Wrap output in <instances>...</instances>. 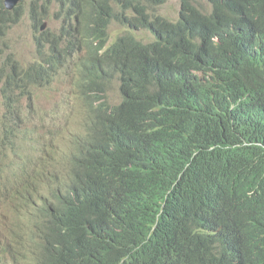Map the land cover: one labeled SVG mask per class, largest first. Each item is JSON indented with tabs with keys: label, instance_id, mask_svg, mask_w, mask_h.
<instances>
[{
	"label": "trees",
	"instance_id": "obj_1",
	"mask_svg": "<svg viewBox=\"0 0 264 264\" xmlns=\"http://www.w3.org/2000/svg\"><path fill=\"white\" fill-rule=\"evenodd\" d=\"M21 3L7 11L0 0L1 39L28 16L36 44L70 48L80 33L100 34L118 7L130 27L152 32L160 45L142 100L129 92L102 101L97 70L76 80L84 134L72 138L66 180L41 155L33 173L18 163L16 180L1 185L16 211L2 256L10 264H264V0L252 1L255 17L233 32L219 19L200 21L193 9L166 21L144 0ZM46 17L58 23L39 32ZM43 56L5 61L0 88L22 97L49 84ZM206 66L215 68L212 94L199 85ZM4 100L0 130L17 160L10 147L19 100ZM67 100L61 106L71 114L79 101Z\"/></svg>",
	"mask_w": 264,
	"mask_h": 264
},
{
	"label": "rangeland",
	"instance_id": "obj_2",
	"mask_svg": "<svg viewBox=\"0 0 264 264\" xmlns=\"http://www.w3.org/2000/svg\"><path fill=\"white\" fill-rule=\"evenodd\" d=\"M21 4L26 9L30 6L31 0H24ZM160 12L169 19H175L177 3L168 2L160 9ZM42 22H46L47 27H50L58 23V20L54 17H46L41 20ZM122 30L115 24L110 27L112 35ZM138 36L144 41L151 38L147 32H140ZM33 38V29L28 16H24L17 24L9 27L6 30V37L0 38V67H4V62L11 61L13 58L25 65L38 61L41 51L46 55L48 42L44 40L38 45ZM64 72H66L64 69L58 70L49 84L32 87L30 92L22 97H19L18 90L15 88L5 91L0 88V119L7 113L4 95L12 94L19 100L17 103L19 115L15 120L19 131L17 136L12 138L10 148L20 154L21 157L18 160L22 169L33 173L39 162L38 156L41 155L50 163L51 172L56 179L60 180V183L66 180L63 167L66 165V155L71 153V148H74L72 138L84 132L82 124L85 112L78 97L80 92L76 87L77 78ZM112 97L114 96L110 99H114ZM67 99L72 102L79 101V107L73 109L71 114L61 106L64 101H68ZM3 140V132L0 130V245L5 243V236L9 234L10 223L15 219L16 212L7 205L9 204L8 197L3 195L6 191L5 188H1V185L2 182H6V178L9 184L16 180L14 170L18 167L17 161L14 160L17 156L11 149H8V145ZM5 165L6 168H4ZM34 210H37V207H34ZM1 247L0 264H8L9 258L7 255L2 256Z\"/></svg>",
	"mask_w": 264,
	"mask_h": 264
},
{
	"label": "clouds",
	"instance_id": "obj_3",
	"mask_svg": "<svg viewBox=\"0 0 264 264\" xmlns=\"http://www.w3.org/2000/svg\"><path fill=\"white\" fill-rule=\"evenodd\" d=\"M170 1L177 3V13L173 20L160 12V9ZM252 1L144 0V3L149 11L155 12L162 19L172 23L183 20L188 9H193L200 21L219 19L225 29L233 32L236 26L248 22L255 17V9ZM112 24L117 25L123 30L112 35L110 33ZM56 25L54 23L50 27H47L46 22H40L38 31L45 32ZM140 32L149 33L151 38L148 41L142 40L138 36ZM171 33L173 38L170 44L174 46V42L177 40L174 29H171ZM128 38L130 40H127ZM213 38L216 39L215 36ZM159 45L160 40L155 38L152 32L130 27L126 13L116 7L110 22L103 26L100 34L86 35L80 33L79 39H77V36L74 37V44L70 48H67V44L62 42L56 44L53 48L54 51H52V47L48 42V53L46 55L44 54L42 64L47 67L48 74L54 76L58 70L64 69L66 71L64 73L74 76L77 79L83 77L87 71H99L102 76V82L105 85L106 99L102 101L107 103H116L129 92H134L142 100V92L145 84L153 82L156 78L152 53ZM225 50H227V47H225ZM51 57L55 61L54 66L46 62ZM82 63H85L86 66H82ZM75 64L76 66H74ZM199 75V85L212 94L217 89L215 68L206 66L203 70L199 71ZM228 93L229 91L227 90L222 92L223 96ZM111 96H114L112 97L114 99H110ZM226 97L229 98L228 96ZM83 134L84 132L82 131L79 135L74 136L80 137ZM16 161L20 164L18 159ZM10 263L11 260L9 258L8 264Z\"/></svg>",
	"mask_w": 264,
	"mask_h": 264
},
{
	"label": "water",
	"instance_id": "obj_4",
	"mask_svg": "<svg viewBox=\"0 0 264 264\" xmlns=\"http://www.w3.org/2000/svg\"><path fill=\"white\" fill-rule=\"evenodd\" d=\"M22 0H3V5L6 10L14 9Z\"/></svg>",
	"mask_w": 264,
	"mask_h": 264
}]
</instances>
